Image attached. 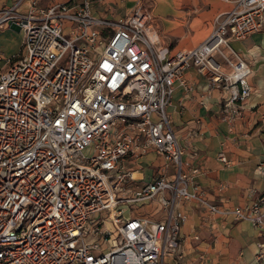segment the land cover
<instances>
[{"label": "built area", "instance_id": "1", "mask_svg": "<svg viewBox=\"0 0 264 264\" xmlns=\"http://www.w3.org/2000/svg\"><path fill=\"white\" fill-rule=\"evenodd\" d=\"M99 1L15 0L0 10V27L23 32L15 57L0 52V264H163L180 247L184 202L264 226V194L229 210L204 198L201 168L168 113L193 66L232 88L224 118L241 116L254 68L232 40L263 28L264 0H225L232 8L209 34L180 50L141 0L124 16L96 13ZM150 153L164 163L140 183L125 160ZM152 201L163 220L127 216Z\"/></svg>", "mask_w": 264, "mask_h": 264}, {"label": "crops", "instance_id": "2", "mask_svg": "<svg viewBox=\"0 0 264 264\" xmlns=\"http://www.w3.org/2000/svg\"><path fill=\"white\" fill-rule=\"evenodd\" d=\"M15 0H0V10ZM46 4L48 0H40ZM172 10L170 21L178 28L176 40L164 42L174 50L188 49L202 41L216 24L217 16L232 8L225 0H164ZM18 27H0V52L5 58L15 57L21 48L23 32L3 43L6 33ZM171 41V40H170ZM254 68L250 78L249 98L234 122L224 118L223 102L232 88L223 90L195 67L184 72L185 83L176 82L168 113L173 128L188 155L201 168L197 184L204 198L226 210L250 206L264 194V173L258 165L264 161V26L241 40H232ZM224 155L228 163L220 160ZM126 166L140 183L155 178L164 163L162 157L150 153ZM180 209L187 221L179 234L180 247L165 256L163 264H264L258 254L264 248V226L249 220H235L231 214L206 217L198 202H184ZM127 216L145 215L154 221L164 219L157 201L135 206Z\"/></svg>", "mask_w": 264, "mask_h": 264}, {"label": "rangeland", "instance_id": "3", "mask_svg": "<svg viewBox=\"0 0 264 264\" xmlns=\"http://www.w3.org/2000/svg\"><path fill=\"white\" fill-rule=\"evenodd\" d=\"M140 0H101L95 4V12L107 16H124L133 11L135 5ZM148 11L157 16L159 31L162 39L167 42H174L176 38V28L170 21L172 10H168L164 0H141ZM11 31L5 34L3 43L13 47L11 39L19 35L21 30L11 28ZM171 40V41H170Z\"/></svg>", "mask_w": 264, "mask_h": 264}]
</instances>
